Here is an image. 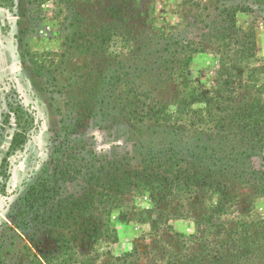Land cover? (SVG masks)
<instances>
[{"label": "trees", "instance_id": "trees-1", "mask_svg": "<svg viewBox=\"0 0 264 264\" xmlns=\"http://www.w3.org/2000/svg\"><path fill=\"white\" fill-rule=\"evenodd\" d=\"M45 1L0 0V6L10 13L21 7L24 17L28 5H43ZM119 1L100 4L98 13V9L87 8L69 11L62 24L65 34L60 38L59 48L63 50L36 52L30 56V63L36 76L42 77L44 71L56 93L72 91L69 102L73 113H84L86 118L100 123L97 125L100 129H107V124L116 125L117 116L134 123L139 133L147 123H152L156 129L154 138L159 143L146 146L144 141L137 142L141 158L138 168H133L125 157L92 161L69 152L53 168L48 166L37 172L25 191L18 215L28 217L29 225L38 233L47 234L52 244L50 248H36L37 253L25 245L23 255L29 264H89L82 251L87 250V245L93 248L118 241L116 228L110 224L111 213L116 211L120 222L127 224L129 212L123 211L124 199L135 195L147 197L142 200L143 207L133 208L138 211L134 214L138 218L133 219L148 224L151 230L182 219L184 214L179 211L184 201L194 198L209 202L210 214L203 223L213 228L206 236L213 234L216 240L197 257L175 254L178 261L172 257L168 264H242L251 255L248 242L251 225L239 222L243 234L239 231L234 234L243 236L226 240L219 222L222 216L232 213L235 184L264 198V171L249 167L247 162L253 153H264V82L260 69L250 66L255 57V34L235 31L236 15L245 8L223 7L221 16L228 26L219 31L222 44L216 79L205 85L195 80L189 70L194 55L204 53L193 42L185 47L179 42L163 44L161 52L170 47L166 53H173L168 58L156 53L149 61V55L143 53L132 62L126 60L124 52L133 53L132 44L136 40L127 30L132 27L126 12L130 0H123L118 8ZM183 1L198 5L201 0ZM57 18L56 15L54 20ZM18 42L22 46L20 37ZM173 45H177L174 52ZM71 50L80 55L75 57H86L83 66L75 68L72 62L67 65ZM231 56L235 57V64L230 62ZM88 57L100 59L94 72L87 66ZM167 68L177 86L172 101L163 100L164 92L153 88ZM8 109L6 118L7 121L11 115L14 118V132L0 160V197L7 196L9 159L25 146L32 121L21 104L8 103ZM181 123L220 137L217 145L207 140L193 150L181 148L179 140L162 138L166 126ZM78 180L84 184V192L68 194L65 186ZM171 209L177 213L175 216ZM200 225L196 223V228ZM263 229L264 221L259 223V235L264 239ZM197 234L180 237L190 240Z\"/></svg>", "mask_w": 264, "mask_h": 264}, {"label": "rangeland", "instance_id": "rangeland-1", "mask_svg": "<svg viewBox=\"0 0 264 264\" xmlns=\"http://www.w3.org/2000/svg\"><path fill=\"white\" fill-rule=\"evenodd\" d=\"M108 1L110 0H46L43 5H28L24 17L21 7L10 13L0 6V137L3 139L0 144V160L14 132V118L12 115L8 121L6 118L8 103L21 104L32 120L25 146L9 159L7 196L0 197V264H29V260L23 255L25 245L34 248V253L38 252L36 248L51 247L52 241L47 234L38 233L36 228L29 225L28 217L23 219L18 215L22 211L25 191L33 183L37 172L48 166L53 168L69 152L92 161L125 157L130 160L133 168H138L141 166V158L137 142L144 141L146 146L159 143L154 138L153 132L156 129L152 123H147L139 133L134 123L125 122L122 117L117 116L114 121L116 125L107 124V129L98 128L100 123L86 118L80 111H71L74 110L69 102L71 90L56 93L54 86L47 82L44 71L42 77H38L32 69L30 56H34L36 52L63 50L62 47L59 48L60 38L65 34L62 24L69 11L87 8L98 9V13L100 4L106 5ZM118 3L120 8L123 0ZM127 6V17L132 26L127 30L136 42L132 44L133 53L125 51L124 58L132 62L143 53L149 55V61H152L151 56L155 58L156 53L168 58L173 53H166L170 47L168 51L161 52L163 44L179 42L185 47L188 42H193L204 53L194 55L189 70L195 80L205 85L214 83L216 79L222 44L219 31L228 26L226 19L221 16L223 7L245 8L243 13L238 12L236 15L235 31L238 30L243 35L250 32L255 34V57L250 66L258 71L260 69L261 82H264V0H201L198 5L186 4L183 0H130V5ZM56 15L58 18L54 20ZM19 37L23 41L22 46L18 42ZM176 47L177 45L171 46V50L174 52ZM70 54L69 57L73 59H66L68 66V62H72L75 68L84 65L86 57H75L80 56L76 50H71ZM87 60V66L93 72L100 66V59L88 57ZM56 61L58 64L61 62L60 59ZM230 62L235 64L234 56H231ZM164 73L162 80L153 85V88L164 92L163 100L169 98L172 101L177 86L173 82L174 76L169 75V68L164 69ZM162 138L167 141L179 140L181 148L193 150L205 145L207 140L217 145L220 139L215 134L205 133V129L202 132L183 123L166 126ZM252 155L254 156L247 161L249 167L264 171V153ZM83 187L84 184L78 180L67 184L65 191L80 195L84 192ZM232 192L236 195V202L232 213L222 216L219 224L223 227L220 231L226 240H235L243 236L239 222L250 224L248 233L251 238L248 242H251V255L242 264H264V239L259 235V223L264 221V198L239 184L234 185ZM146 197H125L123 211L129 212V222L121 223L119 214L113 211L110 224L116 228L118 241L102 243L93 248L87 245V250L82 251L87 263L168 264L172 257L177 259L175 254L197 257L204 252V247L216 240L213 234L211 237L206 236L213 230L210 225L203 223L210 214L206 199L184 201L183 209L179 211L184 214L182 219L169 221L168 224L151 230L148 224L138 223L135 220L138 216H134L138 211L133 208L143 207L142 200ZM171 210L175 216L177 213L174 209ZM101 220L103 221L102 217ZM196 223L201 224L198 229ZM261 226L263 227L262 224ZM238 231L242 234L235 236L234 232ZM195 233H198L195 239L180 237ZM82 248L80 246L79 249Z\"/></svg>", "mask_w": 264, "mask_h": 264}]
</instances>
